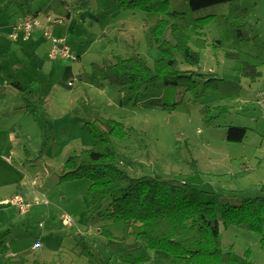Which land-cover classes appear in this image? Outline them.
<instances>
[{"label": "rangeland", "instance_id": "374dc122", "mask_svg": "<svg viewBox=\"0 0 264 264\" xmlns=\"http://www.w3.org/2000/svg\"><path fill=\"white\" fill-rule=\"evenodd\" d=\"M2 3L6 11L0 7V235H5L8 250L0 255V262L14 254L29 262L90 264V256L83 252L85 242L99 264H121L106 246L104 232L123 240L129 249L145 241L131 234L129 223L106 216L105 205L101 214L93 207L86 193L92 184L88 177L61 179L64 163L75 153L105 151L96 146L91 123L102 129L108 120L124 125L127 137L111 139V145L120 166L124 165L120 160L136 163V169L128 170L137 177L180 176L203 191L200 201L214 195L219 202L239 205L245 199L264 197V69L259 67L261 75L250 81L242 76L238 58L258 56L264 50V0L241 1L247 9L243 12L244 32L250 40H239L233 26L222 39L211 21L203 29L206 45L191 43L201 55L194 71L230 83L215 84L203 96L160 84L145 92L139 103L125 106L116 84L91 85L84 76L93 73L96 64L134 54H140L153 69L162 53L158 46L148 44L145 31L165 16L121 11L116 0H0ZM174 4L183 6L182 0H174ZM80 7L84 20L78 16ZM70 11L75 18L72 23L67 18ZM37 12L44 19H65L64 31L71 27L65 35L67 45L80 60L51 61L44 41L33 53L35 47L28 46V41L10 38L11 23L18 24L22 17ZM164 35L170 39L168 29ZM176 57L180 69H190L178 53ZM38 60L48 67L33 76L30 63ZM14 82L21 83L25 92L13 86ZM165 103H175L177 108L165 110ZM231 126L248 129L244 141L227 140ZM45 129L52 130L48 140ZM25 178L42 200L33 204L25 200L27 212L22 214L11 201L17 194L24 197L22 190L28 189L22 184ZM6 200L9 204L2 203ZM220 242L221 249L232 251L239 264H264V223L257 231L221 226ZM37 244L40 247L31 250ZM149 256L147 264L172 262L162 251H150Z\"/></svg>", "mask_w": 264, "mask_h": 264}, {"label": "trees", "instance_id": "16d2710c", "mask_svg": "<svg viewBox=\"0 0 264 264\" xmlns=\"http://www.w3.org/2000/svg\"><path fill=\"white\" fill-rule=\"evenodd\" d=\"M116 1L121 11H143L166 17L145 31L148 44L158 46L162 58L155 61L152 69L140 54L128 58L116 57L114 61L94 65L93 73L84 76L87 83L116 84L123 106L139 103L145 92L160 84L203 96L206 89L215 84L222 87L230 83L194 71L200 64L201 55L191 43L198 47L206 45L203 29L211 21H215L221 38H227L233 26L239 40H250L248 32H244L247 23L243 19V12L247 9L242 6V0H182V8L177 7L174 0ZM37 13L30 14L34 16ZM167 29L170 39H165ZM177 53L182 63L190 69L178 67ZM231 55L236 57V54ZM244 55L247 57L238 56L242 63V76L255 81L261 75L259 67L264 69V50L258 56ZM13 86L25 92L19 82H14ZM155 102L156 99L150 103ZM176 108L175 103L164 104L165 110ZM91 127L96 146L105 151L91 149L75 153L64 163L61 179L67 181L88 177L92 184L86 193L92 199L93 207L101 214L105 205L106 216L121 218L129 223L130 232L136 239L145 240L142 245L129 249L123 240L110 238L111 234L104 232L106 246L119 263L147 264L150 251H162L171 256V264H239L232 251L224 252L221 249V226L236 225L259 230L264 223V197L245 199L239 205L223 200L219 202L214 195L209 200L200 201L203 191L197 190L180 176L137 177L128 170L130 167L136 169V163L120 160L124 164L120 166L119 156L111 145V139L123 140L127 137L128 131L124 125L108 120L104 129L95 123H91ZM247 130L245 127L231 126L227 131V140L240 143L247 137ZM50 135L52 130L45 129L46 140ZM4 237L0 235V255L8 250ZM83 243L86 245L83 252L90 256L89 263L99 264L98 257ZM0 264L47 263L37 259L29 262L19 257L7 258Z\"/></svg>", "mask_w": 264, "mask_h": 264}, {"label": "built area", "instance_id": "2783aa9c", "mask_svg": "<svg viewBox=\"0 0 264 264\" xmlns=\"http://www.w3.org/2000/svg\"><path fill=\"white\" fill-rule=\"evenodd\" d=\"M41 15L43 14L39 12L36 15L13 25V34L10 36V38L13 40L22 38L24 41H28L35 32L42 30L43 37L49 42L50 45L48 56L51 61L65 60L73 63L77 62L78 56L72 53L71 49L67 45L66 39L56 36L49 27V25L62 26L64 24V20L61 18L53 19L51 16H48L46 18V26L48 27H46L40 20ZM2 203L9 204L7 200L2 201ZM11 204L19 208L22 214L27 212L28 205L20 196H16L15 199L11 201ZM36 247H38V244L34 246V248Z\"/></svg>", "mask_w": 264, "mask_h": 264}, {"label": "crops", "instance_id": "0c3cea01", "mask_svg": "<svg viewBox=\"0 0 264 264\" xmlns=\"http://www.w3.org/2000/svg\"><path fill=\"white\" fill-rule=\"evenodd\" d=\"M84 5V3H81V7ZM0 7L2 8V10H5V7H4V3H2L1 5H0ZM80 7V8H81ZM6 11V10H5ZM83 11H84V9L83 8H81V12L80 13H78V16H79V19L80 20H84L85 18H84V16H85V14L83 13ZM72 12L70 11V12H68V14H67V18H69V20H70V23H72L73 21H74V19L75 18H73L72 16ZM32 17V14H28L27 16H25V17H22V21L23 20H25L26 18H29V17ZM42 16L43 15H41L40 16V20L42 21V23H43V25L44 26H46V17H45V19H44V17L42 18ZM62 19V20H64V24H65V19L64 18H62V17H59V19ZM21 20V19H20ZM21 21V22H22ZM72 21V22H71ZM17 22V21H16ZM11 23L12 24V26H13V24H17V23ZM64 24L62 25V26H54L53 25V28L51 29V30H54V32H56L58 35H56V36H58V37H60V38H65L66 39V37H65V35H67V34H69V30H70V28L71 27H69V28H66V30L64 31ZM46 27H48V26H46ZM53 32V33H54ZM24 41V40H23ZM40 41H44L46 44H48L49 45V42L43 37V31L42 30H39V31H37V32H35L33 35H32V37L28 40V42H25V43H30L28 46H30V47H35L34 49H32V52L33 53H35L36 51H37V49H36V46L38 45V43L40 42ZM67 41V40H66ZM41 47H39L38 49H40ZM49 48H50V45H49ZM48 53H49V49H48ZM77 56L79 57V60H80V56L77 54ZM115 57H118V56H115ZM114 57V58H115ZM120 57V56H119ZM47 58H48V56H47ZM60 61V60H59ZM109 61V60H108ZM111 61V60H110ZM30 65L34 68L33 70H31V75H33V76H35V72H37V71H39V70H41V71H43V69H46L47 67H48V64L45 62V61H43V60H38V62H31L30 63ZM14 69V68H13ZM15 70V69H14ZM30 75V76H31ZM21 84V83H20ZM22 85V84H21ZM22 87H23V85H22ZM24 88V87H23ZM28 182V183H27ZM22 184L23 185H28V189H27V187H25L23 190H22V195L24 196V197H22V196H20L19 194H17L16 196H20L27 204H33V203H35V201L37 200V199H39V200H42V196L39 194V193H37L35 190H34V186L31 184V182H30V180H28V179H24V180H22ZM15 196V197H16ZM31 250H34V246L31 248ZM35 251V250H34ZM9 258H13V259H17L18 258V256L17 255H14V254H12V256H10Z\"/></svg>", "mask_w": 264, "mask_h": 264}]
</instances>
